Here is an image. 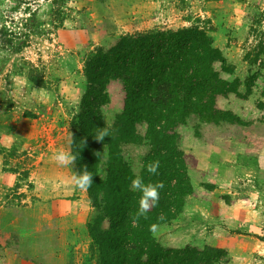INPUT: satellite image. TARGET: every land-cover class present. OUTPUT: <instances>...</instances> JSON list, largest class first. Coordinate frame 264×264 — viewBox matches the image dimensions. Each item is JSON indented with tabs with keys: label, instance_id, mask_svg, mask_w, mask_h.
Instances as JSON below:
<instances>
[{
	"label": "rangeland",
	"instance_id": "1",
	"mask_svg": "<svg viewBox=\"0 0 264 264\" xmlns=\"http://www.w3.org/2000/svg\"><path fill=\"white\" fill-rule=\"evenodd\" d=\"M62 6L56 19L47 0H0V264H95L87 230L95 209L87 190L71 181L74 164L53 160L59 149L71 153L85 57L127 33L192 24L208 29L226 60L225 69L215 68L233 91L218 95L216 107L243 123H198L191 116L177 126L193 193L154 236L168 247H223L229 260L219 264H264V108H258L264 53L257 54L264 0H66ZM12 31L26 40L17 52L1 40L12 41ZM105 89L102 111L110 125L123 91L117 81ZM137 128L142 135L144 126ZM146 151L143 143L122 145L135 173ZM197 164L241 167L221 174L233 179L225 184ZM233 203L222 214L218 205Z\"/></svg>",
	"mask_w": 264,
	"mask_h": 264
},
{
	"label": "trees",
	"instance_id": "2",
	"mask_svg": "<svg viewBox=\"0 0 264 264\" xmlns=\"http://www.w3.org/2000/svg\"><path fill=\"white\" fill-rule=\"evenodd\" d=\"M47 1L49 13L59 19L66 0ZM35 9L28 22H34ZM18 37L12 31V41L1 40L17 52L26 45ZM257 48V54L264 53V41ZM217 63L226 68L208 29L198 24L127 33L110 47H97L86 55V85L71 122L70 150L76 157V171L81 173L86 167L93 175L86 190L95 209L87 224L95 264H219L229 260L223 247H168L154 236L156 228L175 218L186 196L193 193L177 126L191 116L198 123H243L232 111L216 107L218 95L233 91L231 82L219 77ZM111 81L122 86L123 103L108 125L102 108L109 102L105 87ZM261 95L258 108H264V89ZM142 125L141 135L137 127ZM102 127L108 129L109 137L97 141ZM127 143L147 146L137 173L122 155V145ZM156 160L160 166L153 175L145 166ZM137 176L145 183L164 185L157 206L139 217L140 193L131 186Z\"/></svg>",
	"mask_w": 264,
	"mask_h": 264
},
{
	"label": "clouds",
	"instance_id": "3",
	"mask_svg": "<svg viewBox=\"0 0 264 264\" xmlns=\"http://www.w3.org/2000/svg\"><path fill=\"white\" fill-rule=\"evenodd\" d=\"M43 3V0H40ZM105 137H109V131L107 128L102 127L101 130L96 134L95 139L97 141H103ZM99 156L100 153H97ZM53 160L62 166L73 165L76 157L73 156L66 149H59L53 153ZM160 166L158 160L148 163L145 167L150 174H157ZM71 181L75 187L82 190H86L93 183V175L89 173L88 169L85 167L81 173L75 174L71 177ZM133 190L140 193L138 204L139 209L137 212V217L144 216L147 211L152 207L157 206L159 201V190L164 187L163 182L145 183L139 176L134 178L131 182ZM155 225H152L150 230L154 231Z\"/></svg>",
	"mask_w": 264,
	"mask_h": 264
},
{
	"label": "crops",
	"instance_id": "4",
	"mask_svg": "<svg viewBox=\"0 0 264 264\" xmlns=\"http://www.w3.org/2000/svg\"><path fill=\"white\" fill-rule=\"evenodd\" d=\"M261 165V164H259ZM198 168L201 169L202 166H204L205 170H208V169H213V172H215V174L212 172L210 176H214L218 179H220L221 177V174L224 173V175H227L229 173H232V174H235L236 173V168L238 169L239 167H241L239 164H197ZM202 170V169H201ZM210 172V171H208ZM202 174H203V171H202ZM206 175V171L204 173ZM203 174V175H204ZM209 174V173H208ZM202 175V176H203ZM71 178V177H70ZM220 180H222L225 184H231V180L233 179H230V177H225V178H221ZM230 180V181H229ZM69 189L72 191H74L75 187H69ZM219 204V203H218ZM237 203H233L232 205H226V206H223V205H218L220 210L222 211V214L226 213L225 211L227 209H231L233 205H236ZM234 207V206H233ZM202 215V214H201ZM200 215V216H201ZM209 245H212V244H209ZM213 246H216V245H213Z\"/></svg>",
	"mask_w": 264,
	"mask_h": 264
}]
</instances>
